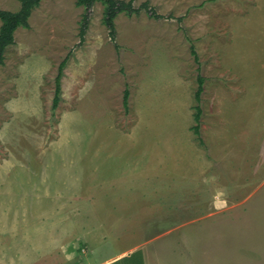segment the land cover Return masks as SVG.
Returning <instances> with one entry per match:
<instances>
[{
  "label": "rangeland",
  "instance_id": "1",
  "mask_svg": "<svg viewBox=\"0 0 264 264\" xmlns=\"http://www.w3.org/2000/svg\"><path fill=\"white\" fill-rule=\"evenodd\" d=\"M145 2L161 17L119 14L115 34L97 2L82 40L77 0H42L16 30L0 64V264H95L146 240L164 264H264V0Z\"/></svg>",
  "mask_w": 264,
  "mask_h": 264
},
{
  "label": "trees",
  "instance_id": "2",
  "mask_svg": "<svg viewBox=\"0 0 264 264\" xmlns=\"http://www.w3.org/2000/svg\"><path fill=\"white\" fill-rule=\"evenodd\" d=\"M42 0H20V8L17 11L10 10H0V64L5 62V51L6 49L15 43V32L18 28L24 27L29 28L30 23L29 19L34 11L40 4ZM101 2L105 6V24L110 29L111 34H115V19L119 14L125 13L128 15H134L141 12L142 9H146L151 12L152 16L160 18L161 16L154 12L150 8L149 3L145 2L140 7H135L134 0H77V5L82 6L86 9L83 20L84 24L81 29V38L82 40L86 34V28L88 21L90 19V9L95 5V3ZM151 10V11H150ZM192 53L195 56V59L198 60V55L193 47L191 46ZM68 58L64 59L58 70V75L56 77V92L53 101V109H56L62 99V78L64 76V69L67 65ZM199 86L196 91L197 99V112L196 120L200 121L202 116V94L204 92V82L205 79L203 76L198 77ZM129 92L125 94V102H128ZM200 124L195 126L196 132H199Z\"/></svg>",
  "mask_w": 264,
  "mask_h": 264
},
{
  "label": "crops",
  "instance_id": "3",
  "mask_svg": "<svg viewBox=\"0 0 264 264\" xmlns=\"http://www.w3.org/2000/svg\"><path fill=\"white\" fill-rule=\"evenodd\" d=\"M102 240H103V238H102ZM150 242H152V241L146 240L144 242V247L141 245L136 246L130 250H126V251L121 252L117 256H109V257L103 258L102 260H98L99 262H97L95 264H164V263H166L165 261H167V259H170V257H167L165 255L167 258L164 257V259H163L162 258L163 254L161 255V249H159V246L156 245L158 247V249L160 250V254H158L156 252V249L153 247H150L149 250L143 249V248H147L149 245H151ZM135 250H138V252L140 254V255H138V258L135 259L136 260L135 263H125V262L132 260L130 253L134 252ZM85 252H86V250H85ZM169 255L170 254H168V256ZM78 258H80V257H78L77 255H74V254H70L67 262L72 263L73 261H75ZM165 258H166V260H165ZM130 262H132V261H130Z\"/></svg>",
  "mask_w": 264,
  "mask_h": 264
}]
</instances>
